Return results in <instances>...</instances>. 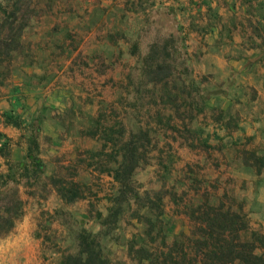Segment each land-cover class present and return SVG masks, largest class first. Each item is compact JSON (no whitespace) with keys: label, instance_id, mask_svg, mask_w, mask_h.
Listing matches in <instances>:
<instances>
[{"label":"rangeland","instance_id":"374dc122","mask_svg":"<svg viewBox=\"0 0 264 264\" xmlns=\"http://www.w3.org/2000/svg\"><path fill=\"white\" fill-rule=\"evenodd\" d=\"M13 2L0 0V26ZM18 17L22 36L0 42V117L17 106L44 152L51 141L42 125L57 118L66 131L65 151L51 155L55 176L78 184L83 198L66 205L51 175L34 196L21 194L24 215L0 236V264H60L83 227L109 234L102 240L115 261L149 264L129 251L135 236L146 238L135 215L142 205L133 200L108 223L119 189L108 171L121 160L110 135L145 143L132 186L163 194L161 209L141 212L164 211L168 244L191 234V214L207 196L242 207L264 234V0H25ZM219 25L227 34L215 39ZM211 45L229 53L204 70ZM158 66L165 80L151 83Z\"/></svg>","mask_w":264,"mask_h":264},{"label":"trees","instance_id":"16d2710c","mask_svg":"<svg viewBox=\"0 0 264 264\" xmlns=\"http://www.w3.org/2000/svg\"><path fill=\"white\" fill-rule=\"evenodd\" d=\"M22 1L25 0H14L10 13V4L4 9V14L8 17L7 20L3 19L4 23L0 26V42H5V45H8V39L15 40L22 36L25 25L18 24ZM18 47L19 44L13 51ZM154 52L153 50V54ZM160 70L159 66L155 71L150 69L149 75L157 74V77L149 78L151 83L165 80L158 78L156 71ZM17 109L16 106L3 112L2 117L5 125L23 131L21 140L26 146V157L22 162H12L11 141L0 133V155L7 160L8 166L7 174L0 175V236L12 232L24 215L20 187H25L28 194L34 196L36 187H39V182L46 173V164L41 158L40 131L26 123ZM139 133L144 136L143 141L149 144V132L141 129ZM105 141L111 143L114 155L121 159L118 161L119 167L107 170L119 184L118 194L112 197L113 207L109 210L108 223L117 224L123 217L125 208L130 207L133 200L137 206L142 205L135 215L143 221L147 229L144 233L146 238L135 236L130 244L129 251L133 261L149 264H264V234L250 228L242 207L234 209L233 205H226L224 202L216 205L211 203V196H207L204 203L192 212L195 226L191 234H182L179 240L168 244L169 236L165 233L166 224L162 219L164 211L161 210L155 219L146 212H141L152 213L154 209H161L163 194H156L155 198L150 194L141 196L132 186L133 175L147 153L142 138H136L134 135L131 139L123 141L110 135L105 137ZM52 180L58 196L66 205L74 204L83 198L78 184L57 180L55 175ZM108 236L105 232L93 233L85 227L81 228L75 235L74 245L64 253L60 264H126L109 256L102 240ZM159 240L160 244L155 245Z\"/></svg>","mask_w":264,"mask_h":264},{"label":"crops","instance_id":"0c3cea01","mask_svg":"<svg viewBox=\"0 0 264 264\" xmlns=\"http://www.w3.org/2000/svg\"><path fill=\"white\" fill-rule=\"evenodd\" d=\"M227 34L226 30H222V25H219L214 31L211 32V36H213L215 39H221V37L225 36ZM252 53L253 50H245V53ZM227 49L224 48V46L220 45H214L210 46L204 49V57L201 60V64L203 65L204 70H211L215 69L217 62L218 55L227 54ZM214 54V55H213ZM245 62V60H242ZM225 63L227 65H232L234 63V59L228 58L225 60ZM2 112V111H1ZM24 118V117H23ZM25 119V118H24ZM26 121V120H25ZM27 123V122H26ZM66 131L65 126L57 119L52 118L49 121H46L41 128V134L42 136H46L51 141V148L50 150H43V145H41L42 154L41 158L46 164V170L45 175H56L57 165L55 161L51 160V155H54V153L59 154L60 151H65L61 149V144L64 141L62 139L63 132ZM0 133L3 134L7 139L11 141V160L14 163L22 162L26 157V146L24 142L21 140V136L23 134V131L21 129H18L13 126H7L3 122L2 116L0 117ZM3 140V139H2ZM55 157V155H54ZM57 157V156H56ZM8 172V166H7V160L0 155V175H5ZM52 194H58L56 189H53ZM20 194H28L27 189L23 186L20 187Z\"/></svg>","mask_w":264,"mask_h":264}]
</instances>
